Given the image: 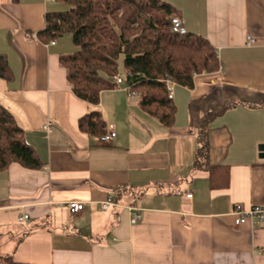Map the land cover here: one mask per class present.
<instances>
[{
    "label": "crops",
    "instance_id": "obj_1",
    "mask_svg": "<svg viewBox=\"0 0 264 264\" xmlns=\"http://www.w3.org/2000/svg\"><path fill=\"white\" fill-rule=\"evenodd\" d=\"M165 1L187 31L209 38L223 66L196 75L191 89L172 84V127L146 114L124 85L102 91L97 105L73 93L58 57L77 47L67 35L54 44L37 37L59 3L0 0V53L13 74L0 78V104L44 162L0 172V256L36 264H264V228L236 226L232 214L236 203L264 204V0ZM93 109L114 128L107 143L77 127ZM208 112L216 113L210 163L229 166L223 189L192 171L196 128ZM122 185L130 194L102 210ZM70 200L83 210L70 213ZM23 214L29 218L19 221Z\"/></svg>",
    "mask_w": 264,
    "mask_h": 264
},
{
    "label": "trees",
    "instance_id": "obj_2",
    "mask_svg": "<svg viewBox=\"0 0 264 264\" xmlns=\"http://www.w3.org/2000/svg\"><path fill=\"white\" fill-rule=\"evenodd\" d=\"M67 6L47 11L37 37L44 43L69 35L77 49L59 55L73 93L90 105L99 103L100 93L117 87L113 77L123 69L127 91L136 95L138 106L163 126L175 123L176 105L168 97L167 81L194 87V78L222 69L216 47L204 35L172 31L173 4L164 0H54ZM0 78H13L5 53H0ZM234 104L227 103L226 107ZM216 113L208 112L197 125V146L192 171H204L211 189L229 186V166L212 165L209 159V124ZM78 129L100 136L106 123L97 109L80 116ZM11 164L38 170L44 166L36 150L26 141L23 129L13 114L0 104V172ZM124 185L114 189L118 203L129 195ZM0 264H36L17 262L11 255L0 256Z\"/></svg>",
    "mask_w": 264,
    "mask_h": 264
},
{
    "label": "built area",
    "instance_id": "obj_3",
    "mask_svg": "<svg viewBox=\"0 0 264 264\" xmlns=\"http://www.w3.org/2000/svg\"><path fill=\"white\" fill-rule=\"evenodd\" d=\"M171 27L172 31L184 34L187 30L184 26V22L182 17L179 14H175L171 17ZM249 43H252L254 41V38L252 36H248L247 38ZM55 40H51L48 44H54ZM114 82L116 85H124V78L121 75H116L113 77ZM167 90H168V97H173L172 92V83L167 81ZM126 88V86H125ZM127 90V89H126ZM128 95L133 97L136 96L134 92L127 91ZM43 128L45 130L48 129V125H44ZM116 136V133L114 131V128L112 126H106L105 132L100 135L98 138L101 142L107 143L111 141ZM187 197H191V194H187ZM66 207L68 208L69 212L72 214H77L84 208V204L81 201L77 200H70L66 202ZM100 208L102 210H106L109 206H118L117 202L113 200L112 197L107 198L105 201L100 202ZM130 210L133 211V219L132 222L135 221V219L138 217L137 208L130 207ZM232 214L234 215V224L236 226L242 225V224H249L252 228H264V204H252L248 207L243 206L240 203H236L233 205L232 208ZM29 218L27 214H23L22 216H19V221H26Z\"/></svg>",
    "mask_w": 264,
    "mask_h": 264
},
{
    "label": "rangeland",
    "instance_id": "obj_4",
    "mask_svg": "<svg viewBox=\"0 0 264 264\" xmlns=\"http://www.w3.org/2000/svg\"><path fill=\"white\" fill-rule=\"evenodd\" d=\"M165 1V0H164ZM58 5V9H56V10H64V9H66L67 8V6L65 5V4H63V3H59V4H57ZM68 37H70L69 35H67ZM72 53V52H71ZM123 69H122V67L120 68V73H119V75H121V76H123L124 74H123ZM69 222H71L72 221V217H70V219L68 220Z\"/></svg>",
    "mask_w": 264,
    "mask_h": 264
}]
</instances>
